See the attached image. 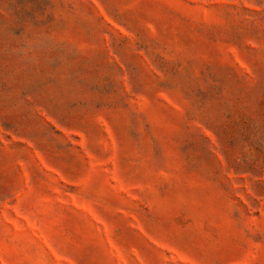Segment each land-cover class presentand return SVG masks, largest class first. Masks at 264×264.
Returning a JSON list of instances; mask_svg holds the SVG:
<instances>
[{
  "label": "rangeland",
  "instance_id": "obj_1",
  "mask_svg": "<svg viewBox=\"0 0 264 264\" xmlns=\"http://www.w3.org/2000/svg\"><path fill=\"white\" fill-rule=\"evenodd\" d=\"M0 264H264V0H0Z\"/></svg>",
  "mask_w": 264,
  "mask_h": 264
}]
</instances>
